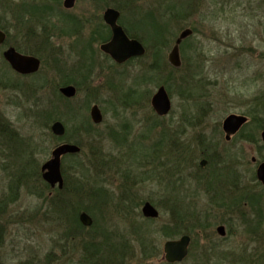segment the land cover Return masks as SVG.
Here are the masks:
<instances>
[{
    "label": "rangeland",
    "instance_id": "1",
    "mask_svg": "<svg viewBox=\"0 0 264 264\" xmlns=\"http://www.w3.org/2000/svg\"><path fill=\"white\" fill-rule=\"evenodd\" d=\"M111 1L149 43L157 29L166 45L151 48L141 62L96 66L94 78L79 80L82 89L73 99L58 92L62 78L15 77L18 90L0 79V264H161L174 224L170 187L177 184L181 198L191 193L174 179L190 168L191 152L182 140L191 137L195 147L204 136L188 124L203 121L209 138L224 149L218 158L236 160L249 179L264 160V0ZM187 27L194 33L181 44L176 69L167 56ZM156 51L161 61L151 65ZM9 71L0 61V72L6 77ZM41 73L51 75L47 65ZM163 84L172 109L158 117L151 97ZM94 104L104 114L97 126L89 116ZM233 113L249 121L226 144L218 128ZM56 120L66 126L64 136L51 131ZM61 139L82 148L76 158H62L63 190L47 186L41 170ZM261 190L255 186L256 194ZM262 195L255 196L253 216L232 219L235 214L216 203V224L226 222L230 234L192 236L181 264H264V212L259 218L255 211ZM146 201L157 205V221L144 218ZM206 202L200 194V204ZM83 211L93 219L89 227L80 222ZM142 232L149 236H136Z\"/></svg>",
    "mask_w": 264,
    "mask_h": 264
},
{
    "label": "flooded vegetation",
    "instance_id": "2",
    "mask_svg": "<svg viewBox=\"0 0 264 264\" xmlns=\"http://www.w3.org/2000/svg\"><path fill=\"white\" fill-rule=\"evenodd\" d=\"M6 1H8L7 5H5ZM82 1L85 2V7L80 9V2ZM109 8H113L119 12L117 24L122 27L124 33L130 40H137L142 44L144 48L143 54L120 61L119 58H121L123 52L116 50L111 52L106 49V46L116 41L114 30L107 22L105 16L106 11ZM122 8L121 5L113 3L111 0H5L4 6H0V31L4 34V40L0 43V61L5 63L10 70V74L7 75L6 78L5 74L0 72V79H7L8 82H10L8 87L18 90L19 88H17L16 83H14V81L17 80L14 79L15 77H39L44 80L62 78L64 84L62 83L58 89L60 95L65 97L61 92L62 88L73 86L76 89V94L74 96L76 97L82 89L79 80L94 78L93 75L96 66L97 70H101L98 67V65L101 64L122 67L132 62H141L143 59L147 58L146 56L151 48H159L160 43H163L164 46L166 45L163 41H159V31L157 29V37L156 35L153 36L152 42L149 43L147 41L149 36L147 35L148 39H146L141 28L131 27L126 24L122 19ZM177 37L167 56L169 64L171 63L170 53L175 46ZM9 49H13L16 53L24 57L37 59L39 61L37 70L30 73H23L16 70L5 56V52ZM151 57V65L159 64L162 58L159 51L153 52ZM180 61L182 63L181 52ZM46 65L50 72L49 74L51 75H47L46 77L41 76L43 67H46ZM102 69L105 70L106 68ZM43 86L44 84L38 86L39 90H42L44 88ZM74 97L66 98L73 99ZM152 99L153 96L151 97V108L153 112L160 117L159 113L153 106ZM101 113L103 116V121L101 123L96 124L92 121L96 126L104 122V114L102 110ZM57 121L59 120L54 121L50 126L52 132V126ZM223 122L218 128L219 133L221 137L222 135L224 136L226 144H229L233 142L234 137L242 127L236 133L228 135L223 128ZM110 128L111 129L107 131H109L113 137V127ZM186 128L191 132L192 128H199L204 136L200 141H197L195 147L193 146L191 137L182 140L185 141L186 144L188 143L186 148L187 151L191 152V156L188 157L187 160L190 168L186 170L184 177L182 176L181 178V176H179L178 178L174 177V179L176 180V183L186 182L191 193L187 199L186 197L181 198L180 194H177L179 193L177 191V184L170 187V206L173 214L171 220H173V223L175 224L176 221L174 220L177 217V211H180L182 214L184 213L183 215L185 219L197 223L198 225H210V227L208 226L202 230L195 229L189 233H177L175 232L176 228L174 224H172V233L168 236L173 237L168 240H176L185 235L190 236L191 240L188 246V253L183 260L171 263L165 259L163 246V258L161 264H181L184 262L189 256L192 236H228V234H230L229 230H227L226 222L216 224V220L221 221L216 214H212V208L215 207L216 203L223 207L224 210H229L228 213L235 214V216L231 215L232 219L233 217H242L245 214H252L253 216L255 215V202L252 200H254L256 195L255 186L257 185L262 188L259 194L260 197H263L262 193L264 192V186L258 181L256 171L252 178L249 179L244 170L238 169V163L236 160L235 163L233 161L227 163L218 158L224 152V149L220 148L219 143L215 142L216 138H209L207 134V126L203 121L188 124ZM66 133L67 130L65 126L64 135ZM61 140L63 141L57 143L52 149L50 158L52 157L53 150L59 144L73 143L72 141L69 142L67 139ZM75 144L78 143L75 142ZM67 155H73L74 158H76L80 154L73 153ZM208 167H211V169H208ZM48 184L49 183L46 182L47 186ZM64 186L62 188L58 186V189L63 190ZM202 193H204L210 207L207 202L205 205L200 204V194ZM182 204L185 206L181 207L179 210V205ZM144 218L149 221H157L159 217ZM214 225H216V231L209 232ZM183 226L187 225L183 224L181 227ZM220 226H224L225 228L223 234L218 231V227ZM180 230L182 231L184 229L180 228ZM136 236L149 235L142 232ZM176 236L179 237L176 238ZM157 253L154 254V257Z\"/></svg>",
    "mask_w": 264,
    "mask_h": 264
},
{
    "label": "water",
    "instance_id": "3",
    "mask_svg": "<svg viewBox=\"0 0 264 264\" xmlns=\"http://www.w3.org/2000/svg\"><path fill=\"white\" fill-rule=\"evenodd\" d=\"M106 20L112 26L116 41L112 42L106 49L113 52L121 51L123 55L119 58L120 61L126 60L133 56H139L144 53L142 44L137 40H130L124 33L121 26L117 24L119 12L113 8L106 11ZM192 30L185 29L178 37L175 46L170 53V62L173 66L178 67L181 65L179 45L182 40L188 37ZM4 40V34L0 31V43ZM7 60L11 62L14 68L23 73H30L37 70L39 61L35 58H27L16 53L13 49L5 52ZM61 92L67 97H73L76 94V89L73 86H67L61 89ZM153 106L161 115L168 114L171 110V99L164 86H161L152 99ZM91 116L95 123H100L103 119L101 110L98 105H94L91 109ZM248 118L245 115L230 114L223 122L224 130L229 134L236 133L246 122ZM53 132L56 135L62 136L65 133V126L62 122L57 121L52 126ZM262 140L264 141V127L261 133ZM80 146L72 143H63L57 146L52 153V158L49 159L42 167L43 178L48 181L52 186L56 183L59 187H63L64 180L61 173V158L67 153H79ZM255 161V158H253ZM257 178L264 185V161L257 167ZM144 216L157 218L159 211L150 202H146L142 208ZM80 220L85 226H90L93 222L92 218L86 213L80 214ZM218 231L223 234L225 232L224 226L218 227ZM190 236H182L176 240H168L164 245L165 259L168 262H177L183 260L188 253V246L190 243Z\"/></svg>",
    "mask_w": 264,
    "mask_h": 264
},
{
    "label": "trees",
    "instance_id": "4",
    "mask_svg": "<svg viewBox=\"0 0 264 264\" xmlns=\"http://www.w3.org/2000/svg\"><path fill=\"white\" fill-rule=\"evenodd\" d=\"M164 85V84H163ZM79 156V155H78ZM79 165H81V164H79ZM257 198L259 197V194H256L255 195ZM256 197H254V200H252L253 202H257V198ZM259 204H262V207H258V209H257V206H256V212H257V214H256V216H258L259 217V215H261L262 217H263V213L262 212H264V203H259ZM180 210V209H179ZM184 214V213H183ZM182 214V212H180V211H177V217H176V219L174 220V221H176L175 222V224H174V226H175V228H176V230H175V232H177V233H189L190 231H193V230H195V229H199V230H202V229H205V228H207L208 226L210 227V225H206V224H200V225H198L197 223H193L192 221H189V220H187V219H185V217H184V215ZM260 216V217H261ZM259 217V218H260ZM260 220H264V219H260ZM183 224H186L187 226H183V227H181ZM258 225V224H257ZM259 226V225H258ZM171 227V226H170ZM173 228V227H172ZM172 228H170L168 231H167V234L168 235H171V233H172ZM180 228L181 229H184V230H180ZM169 237H172V236H169ZM105 260H107V257H105Z\"/></svg>",
    "mask_w": 264,
    "mask_h": 264
}]
</instances>
